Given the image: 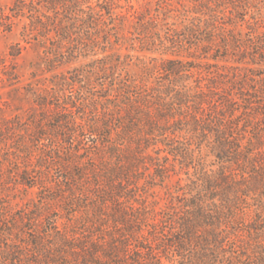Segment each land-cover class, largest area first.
<instances>
[{"label": "trees", "instance_id": "16d2710c", "mask_svg": "<svg viewBox=\"0 0 264 264\" xmlns=\"http://www.w3.org/2000/svg\"><path fill=\"white\" fill-rule=\"evenodd\" d=\"M232 2L242 15L249 12L250 0ZM103 3L13 0L8 9V18L28 19L23 35L52 33L61 61L94 59L52 81L58 142L48 155L52 163L41 168L67 160L62 155L69 168L52 191L40 192L39 210L0 212V264H264V31L258 32L264 0L252 13L248 43L223 37L211 57L234 64L225 67L228 75L218 74L230 85L219 94L200 80L188 86L192 67L181 59L161 61L152 86L129 76L120 56L107 50L119 44L115 20L127 18L114 15L112 0ZM170 42L183 47L182 40ZM230 43L241 48L234 59ZM243 66L249 74L239 72ZM181 135H189L197 154L182 146ZM42 136L38 141L48 140ZM83 144L96 150L90 154L99 163L87 168L78 161L88 156L79 151L90 148ZM177 165L184 184L167 193L163 209L148 207L150 183L142 176L149 170L151 184L161 187ZM35 174L19 173L18 184L31 185ZM78 207L84 221L72 225Z\"/></svg>", "mask_w": 264, "mask_h": 264}, {"label": "rangeland", "instance_id": "374dc122", "mask_svg": "<svg viewBox=\"0 0 264 264\" xmlns=\"http://www.w3.org/2000/svg\"><path fill=\"white\" fill-rule=\"evenodd\" d=\"M92 1L104 5V0ZM112 1L115 5L114 15H125L127 20H115L114 23L118 25L115 33L119 44H113L107 50L110 54L120 56L124 71L129 76H144L146 84L152 86L160 77L157 68L161 61L170 58L181 59L192 67L187 85L193 87L195 80H200L201 85H208L209 90L216 94L230 88L225 79L218 78V74L228 75L225 67L234 64L231 58L212 60V55H216L215 51L220 50L223 37H235L236 40L243 41L242 45L248 43L251 35L248 25L253 24L251 27H256L251 19L252 13L260 9L261 5V0H250L251 7L244 16L239 7L233 6L234 0ZM12 2L13 0H0V212L7 217L19 211L26 213L39 210L42 206L40 192L52 191V181L63 175L64 169L69 168V157L65 155L62 157L67 160H55L56 164L47 170L41 168L45 161L48 165L52 163L49 162L48 155L52 154V146L58 142L59 132L53 127L58 112L52 81H57L61 76L68 77L73 69L83 67L94 59L87 57L61 61L57 58L59 50L52 45L55 41L52 33H47L44 38H36L32 34L23 35V27L29 21L27 18H8V9ZM258 13L262 19V27L258 32H263L264 8ZM242 17H245L244 22L240 20ZM212 24L217 26L215 35L209 30ZM207 37H213V44L206 42V39H209ZM176 40H182V48H174L170 41ZM230 46L228 52L233 53V56L229 57L234 59L241 53V48H233L231 43ZM102 56L98 55L100 58ZM258 67L251 68L254 71ZM244 68L247 66H243L239 72L249 74ZM86 84L87 81L84 85ZM83 91L86 99L92 97L88 89ZM233 92L235 93L234 90ZM42 101L50 104H41ZM98 108L100 110V107ZM82 123L83 128L89 124ZM41 136L48 140L38 141ZM87 137L85 136V142L82 143L88 144ZM179 142L185 149L193 148L197 154L194 146H190L192 142L189 135H181ZM87 146L83 144L81 147ZM88 147L90 148L87 153L81 148L79 150L83 157L88 155L87 158L78 160L87 163V168L100 162L99 157L95 158L90 154L96 150L91 149L90 145ZM152 151V148H149L146 152L155 157ZM211 159L208 158V164H211ZM154 161L160 162L157 157ZM215 167L209 166L212 169ZM174 170L176 173L169 172L161 187L157 186L158 183L151 184L148 179L149 170L142 176L150 183L145 200L148 207L151 206L157 211L163 209L166 207L167 193L172 191L176 184H184L185 176L181 168L177 165ZM23 171L36 172L35 181H31V185L18 184L17 175ZM88 181L90 182V179ZM141 183L143 180L139 182ZM80 185L82 186L79 188L83 192L86 188H83V184ZM50 203L49 209L55 212L56 203ZM77 209L79 212L75 214L72 225H79L80 221H84L82 219L85 212L79 207Z\"/></svg>", "mask_w": 264, "mask_h": 264}]
</instances>
